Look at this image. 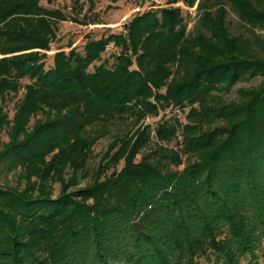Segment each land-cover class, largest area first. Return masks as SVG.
<instances>
[{
  "label": "trees",
  "instance_id": "1",
  "mask_svg": "<svg viewBox=\"0 0 264 264\" xmlns=\"http://www.w3.org/2000/svg\"><path fill=\"white\" fill-rule=\"evenodd\" d=\"M41 1L0 0V173L24 178L0 185V264H251L264 243V80L230 101L221 94L264 76V0H181L196 2L191 32L181 7L147 9L125 34L57 50L50 66L55 25L70 17ZM227 6L249 35L229 31ZM108 44L121 50L113 66L95 65ZM24 78L9 117L4 102ZM166 106L188 107L186 123L136 127ZM123 116L135 120L92 183L70 190L79 181L66 169L83 167ZM152 131L166 141L180 131L182 146L137 159Z\"/></svg>",
  "mask_w": 264,
  "mask_h": 264
},
{
  "label": "rangeland",
  "instance_id": "2",
  "mask_svg": "<svg viewBox=\"0 0 264 264\" xmlns=\"http://www.w3.org/2000/svg\"><path fill=\"white\" fill-rule=\"evenodd\" d=\"M171 0H94L93 8L89 9L90 2L89 0H54L52 3H47L45 0L41 1L43 6L49 8H59L64 13H66L70 18L67 20L59 21L55 25V36L50 42V49L45 50L46 57L45 63L46 66L52 65V55L57 50H69L72 47H75L78 50H82L84 43L89 38H99L102 35H107L111 32L118 33L123 32L124 24L133 17L136 13L142 12L147 9L159 10L165 7L179 6L181 7V12L184 18V21L187 26V31H193L195 24L197 22V11H196V2L193 6L184 5L181 0L175 2H170ZM227 25L229 31L232 34L243 33L249 35L246 27L239 20L237 15L227 6ZM73 16L77 17V21L72 20ZM261 35L264 33L262 30H257ZM261 37V36H259ZM254 38V37H252ZM118 46L113 44H108L105 50L101 54V59L95 61L94 64H100L101 62L106 63L109 67L113 66L115 62L114 56L120 52ZM89 66V70L93 69V65ZM263 77L250 78L237 82L229 92L222 93L221 96L224 100L230 101L235 99L239 94V90L243 88H248L251 85L258 86ZM29 82L28 78H24L20 81V88L17 93H11L8 95L4 102V108L9 114V117H12L15 106L18 103L19 99L22 97L24 91L23 85ZM188 107L184 109L173 106L159 107V112L157 115L148 114L145 118L141 119L137 125H149L151 129H154L158 122L162 119L180 121L181 123H186L185 114L187 113ZM41 117L37 115L35 118ZM135 120L134 116H123L122 118H117L114 125L111 126L110 131L106 136L100 137L96 142L91 146L90 152L83 167L77 171H73L71 168L66 169L63 174V178L68 180L72 176H76L78 179V184L71 186L70 190L77 189V187H84L92 183L93 178L98 174V167L101 163L102 156L107 149L109 143L114 139L115 134H123L128 129H130V123H133ZM34 122V119H31V124ZM223 124L221 120H215V124ZM149 143L142 149L141 153L137 155V159H140L141 155L148 154L154 148L158 147H168V148H178L182 141V136L180 131L177 132L176 136L172 137L168 141L159 139L156 137L155 132L150 133ZM2 139L7 140V136L2 134ZM182 146V145H181ZM192 157L191 159H193ZM183 164L178 168H181L186 162L185 155L183 156ZM117 166L118 168L120 167ZM176 168L175 166H172ZM113 168L109 169L107 173L109 174ZM22 171L19 168L0 173V185L9 186V187H23L24 178H21ZM102 178V176H101ZM51 186L53 189V197L59 194L61 189V183L57 178L51 179ZM255 260L252 259L251 264H264V243L255 250ZM252 258V257H251ZM248 259L243 258L241 264H246Z\"/></svg>",
  "mask_w": 264,
  "mask_h": 264
}]
</instances>
